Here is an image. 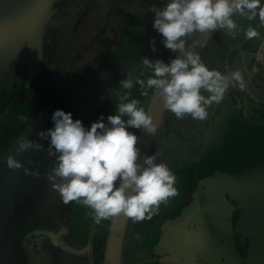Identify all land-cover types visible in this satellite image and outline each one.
I'll return each instance as SVG.
<instances>
[{
    "label": "crops",
    "instance_id": "obj_1",
    "mask_svg": "<svg viewBox=\"0 0 264 264\" xmlns=\"http://www.w3.org/2000/svg\"><path fill=\"white\" fill-rule=\"evenodd\" d=\"M43 1L39 2L43 3ZM69 1L65 0V7L59 9L55 1L52 10L56 12H54L55 16L59 17V14L66 9L64 11L66 15L68 14L66 18L71 16V19H68L72 22H68L67 29L71 28V30H66L65 35L60 37L57 32L61 27L54 25L49 27L47 24L37 59L33 52L32 34L28 33L29 41L26 42L28 41L27 46H30V49L25 45L27 51L23 49V55L18 52L16 58L20 76L18 79L24 77L26 68L35 74L38 70L41 72L39 60L48 61H45L44 65L46 73L51 74L52 77L56 78L62 73L69 76L68 64L63 68L62 65L57 66V61L62 58L69 61L71 54L77 55L89 44L87 55L82 57L81 52L78 59L77 72L83 77L81 86L75 90V93L79 90L81 95L75 98L76 104L73 106L78 109L81 107L82 114L77 118L84 123L89 121L92 124L102 114L106 121L105 110L110 109V114H114L117 103L127 91L118 86L117 79L120 83L122 79L129 78L127 74L130 69L137 67L133 60L138 58L137 54L141 50L143 52L146 49L152 50L153 38L144 30L138 29L139 24L147 23V17H144L143 12L149 10L150 18L154 19L155 12L152 9L163 7L166 0H132L130 9L125 7L117 9L118 12L121 9L119 18L110 30L104 29L107 23L105 20L96 23L100 5L95 4V0H90L93 4L85 0L82 4L85 6L82 8V5L73 7L77 0L73 3ZM10 5L7 0H0V9L5 8V12H8L2 14L0 22H6L5 19H8L15 25H24L23 27L31 31V24L28 23L26 26V23L32 22L33 18H24L30 11L29 1L27 3L26 0H19L11 5V9ZM92 6H95V10H91ZM77 8H81L85 13L79 18L73 16ZM131 19L134 23H130ZM235 19L241 30L235 35L229 34L224 29L216 30L200 55L210 68L224 73L241 69L246 88L242 90L236 86L231 87L220 103H213L209 108V115L205 120L193 119L190 115L178 119L173 113L166 111L165 118L169 120L168 129L170 128L171 131L165 128L161 133L164 141L160 148L161 156L164 158L163 162H167L177 175L178 187L183 186L186 178L192 181L191 201L185 204L187 205L185 211L193 219L192 228L195 229L196 226L195 232L187 238L183 237L181 247L178 245L181 255L176 264H264V25H261L258 16L253 20L241 16ZM128 23H130L128 28H136L138 34L121 33V27H126ZM250 26L256 27L260 36L247 38L244 30ZM151 28L156 30L153 25ZM48 30L50 40L47 42ZM18 31L13 32L18 39L27 32V30ZM71 32L74 36L70 37ZM80 33L82 34L79 37ZM158 36L161 38L162 34ZM1 41L5 43L4 46H0V50L9 47V38H1ZM98 43L101 44L99 48L92 46ZM129 43L140 45L134 50V57L129 55L131 53ZM60 45L65 48L55 56L53 52L57 53ZM28 50L34 56L30 64H26L25 61ZM65 51L66 53L63 54ZM164 52L169 53V49ZM256 52L260 55L257 56ZM52 58L55 59L54 63ZM0 60H5L1 51ZM93 84H98L95 90L99 93V97L87 99L86 95L91 94ZM102 88L105 89L104 93L101 91ZM1 90L4 91L2 88ZM4 92L0 96L1 101L10 97V88ZM10 103L8 102V108ZM79 113L78 111L77 114ZM93 113L95 116L87 119ZM3 119L0 114V120ZM30 121L24 123L19 132H23ZM49 122L47 119L44 125ZM134 130L137 132L136 128ZM8 136L0 137L2 143L8 139ZM8 154L9 152H6V156ZM191 161L193 168L189 169L190 165L187 166L186 163ZM84 216L86 218L75 221L76 228L69 224L67 219L64 222L54 219L52 225L48 224V231L45 233L44 245L49 248L46 250V248L33 247L30 254L23 253L21 258L23 263L30 264L29 261H34L33 264H103L106 244L104 224L98 229L93 218L85 214ZM173 247L170 241L167 247L164 246V257L169 254L170 249H174ZM164 257L162 264H167ZM5 263L6 261L3 260L2 264Z\"/></svg>",
    "mask_w": 264,
    "mask_h": 264
},
{
    "label": "clouds",
    "instance_id": "obj_2",
    "mask_svg": "<svg viewBox=\"0 0 264 264\" xmlns=\"http://www.w3.org/2000/svg\"><path fill=\"white\" fill-rule=\"evenodd\" d=\"M153 27L163 36V44L179 55L165 62L162 58L141 57L147 79L124 78L120 87L126 91L114 114L105 121L103 114L86 127L70 111L56 109L51 117L54 126L38 132L48 141V151L55 164L46 174L52 189L67 204L82 203L93 210L96 224L115 221L121 214L133 222L151 220L161 204L179 195L178 177L167 162H157L158 153L143 155L139 136L131 128L155 135L158 129L153 115L131 98L135 84L148 95L154 89L167 111L178 119L190 115L205 120L213 103H220L231 87L246 88L241 69L224 73L210 68L196 47L206 41L189 38L195 33H212L224 29L235 35L241 30L235 17L253 20L257 16L264 25V0H166L163 7L153 8ZM247 38L260 36L256 27L244 30ZM156 50L155 41L151 43ZM204 93H207L205 95ZM103 98V97H102ZM38 141L20 142L21 151L40 148ZM9 168L24 167L15 156L6 158ZM27 172L28 169H25Z\"/></svg>",
    "mask_w": 264,
    "mask_h": 264
},
{
    "label": "rangeland",
    "instance_id": "obj_3",
    "mask_svg": "<svg viewBox=\"0 0 264 264\" xmlns=\"http://www.w3.org/2000/svg\"><path fill=\"white\" fill-rule=\"evenodd\" d=\"M18 1L19 0H10L9 2L11 4V2L17 3ZM77 1L76 5L73 6L74 8L78 7L81 2V0ZM117 1L95 0V4L97 3L100 5L99 9H96V23L100 22L99 20H105L107 22L104 28L105 30H110V27L118 20V14L121 9H119V12L117 9L120 7L122 9L128 7L127 1ZM89 3L93 4L90 0ZM84 6L85 5H82L81 8ZM11 7L10 5V9ZM81 8H77L73 16L75 15L76 18H79L84 13L81 11ZM65 10L59 14V17H61L60 20H68V22H71V16L68 17L70 19L66 18L68 14L66 15V12H64ZM91 10H95V6H92ZM133 10H135L134 7ZM143 15L147 17V23L139 24L142 27L136 25L139 27V30L142 29L150 35L157 44L155 51L146 49V51L143 52L141 50V52L137 54L138 58L133 60V63L137 67L131 68L130 71L128 70L129 72L127 75L134 81L137 79L146 80L147 77L151 75L150 72L145 70L141 57L147 56L151 59L162 58L165 62H169L170 58H173L175 55L170 49L169 53L164 52L168 48L163 44V36L159 38L160 36L158 35H160V33L158 30H152L151 28L154 22V19L150 18L151 12L146 9ZM68 22L58 26L61 27L58 28V36L62 37L65 35L66 30H71V28L67 29ZM130 23H134V21L131 19ZM130 23L124 28L121 27V33H124V35L133 33L138 34L136 33V31H138L136 28H128ZM125 29H130L131 31H126ZM28 33L32 34V32L27 30V32L22 34L18 39L16 34L12 31L11 37L9 38V47L6 46L0 50L5 59L4 61L0 60V89L2 88L4 91H7V88H10V97L4 99V101H1L0 98L2 103L0 105V114L4 117L3 121L0 120V137L9 135L8 139L3 143V140L0 138V264H2L3 260L6 261L5 264H24L21 259L23 253L30 254L33 247H39L40 249L46 248L47 250L49 246L44 245L46 241L45 233L48 231V224L52 225V222L54 223V219L56 218L63 222L67 219V222L74 225L75 228L76 220L86 218L84 214L93 218V210L91 208L74 201L65 204L60 196L52 189L51 182L47 179L46 174L54 166L56 162L55 156L49 154L48 141L37 136L39 131L54 126L51 117L56 109H64L65 111L72 112V114L75 110L76 114H73L74 119L82 114L81 107L78 109V107L74 108L75 106H73V104H76L75 98L81 95L79 90H77V93H75V90L79 89L81 86V78L83 77L77 72L78 59L81 52L83 55L82 57L87 55V49L90 45L88 44L85 49L77 55L71 54L69 56V61L63 58L57 61V66L62 65L63 68L68 64L69 76H65L64 73H62L56 78L55 76L52 77L51 74L46 73L44 64L47 60H42V62L39 60L38 64L40 65L41 72L38 70L36 72L37 74H35L33 71L26 68L24 77L21 76V79H18L20 76L16 58L18 57V52L23 55V49L25 51H27V48L30 49V46H27L29 41ZM81 34L82 33L79 34V37ZM71 35L74 36L72 32L70 33V37ZM46 36L48 42L50 36H48V33ZM26 40L28 41L26 42ZM4 43L5 42L1 41L0 46ZM92 46L99 48L101 44H92ZM128 46L131 49L129 55L134 57V50L138 49L140 45L137 46V44L129 43ZM64 48L65 46L60 45L58 52L53 53L55 56H58L57 54ZM52 49L56 50L55 47H52ZM65 53L66 51L63 54ZM25 59L26 64H30L34 60V56L30 54V50H28V55ZM54 62L55 59L52 58V63ZM17 80H21V82L18 83ZM116 83L120 86L118 79ZM115 86H117V84ZM97 87L98 84L91 85V94H85L87 99L93 98L94 96L97 98L99 97V93L95 90ZM4 91H0V96L3 95ZM101 91L104 93L105 89L102 88ZM130 91L131 96L129 99L133 97L139 99L141 102L139 106L146 109L154 89H148V95H143V89H141L140 85L135 84ZM114 96H116L115 93ZM80 101L81 100H79L78 103H80ZM8 102H11L9 108L7 107ZM109 110L110 109L105 110L104 115L107 113L106 116H108L110 114ZM78 111L80 112L79 114H77ZM41 116L44 117V119L47 117L50 122L45 125L43 124L39 131H35L34 128L28 129V127H26L23 132H19L24 123L27 124L32 118ZM94 116V113L90 114L87 119L93 118ZM165 116L158 130L159 135L157 136V141L152 151V154L158 153V163L164 160L161 156L160 148L164 144L161 133L165 128L167 130L169 126V120L165 118ZM83 124L86 127L91 126L89 121L83 122ZM168 130L169 132L171 131L170 128ZM130 131L135 132L134 128H131ZM138 131L137 129V135ZM30 138H33V141H38L42 147L31 148L27 151L19 150L20 142ZM6 152H9L7 156ZM10 154L21 161L24 167L18 169L9 168L6 163V158ZM22 155L25 157H21ZM186 164L187 166L190 165L189 169L193 168L192 161ZM25 169H28V171L26 172ZM183 187L185 189H183ZM178 189L179 195L170 198L167 204H161L159 213L154 215L151 220L145 219L143 221L133 222L130 218L125 241L123 264H162L164 257L162 241L166 231H168L167 233L170 234L172 239L173 236L177 237V239H175L178 240L179 246L182 243L183 237L187 238L191 233L196 231V226L195 229H193L191 225L193 219L189 216V213L185 211V207L187 208L185 204L190 200V192L193 191L192 181L186 178L183 186L178 187ZM52 216H54L53 219ZM110 221L111 219H107L99 224L95 223V226L98 225V229L102 228L104 224V238H107ZM33 233L35 235H32ZM29 262L33 264L34 261Z\"/></svg>",
    "mask_w": 264,
    "mask_h": 264
},
{
    "label": "water",
    "instance_id": "obj_4",
    "mask_svg": "<svg viewBox=\"0 0 264 264\" xmlns=\"http://www.w3.org/2000/svg\"><path fill=\"white\" fill-rule=\"evenodd\" d=\"M10 0H7L9 2ZM30 11L27 13V16L24 18H33V21H28L26 23V26L28 23L31 24V31L32 32V46H33V52L35 59H37L38 55L41 52L42 43H43V37L46 31L47 24L51 22L52 15L55 11L52 10V6L56 0H44L43 3L39 2L38 0H26L28 3ZM13 3L11 2V5ZM18 7V6H17ZM16 7V8H17ZM7 14L8 12H5V8L0 9V18L2 17V14ZM6 22H0V38H10L12 31L17 32L18 30H28V28L23 27L24 25L18 24L15 25L13 22L9 21L8 19H5ZM5 23V24H4ZM20 27V28H19ZM19 28V29H18ZM13 29V30H12ZM15 30V31H14ZM18 31V32H19ZM21 31V32H22ZM215 31L212 33H195L192 37L189 38V43L192 42V40L197 41H206L204 46L208 43V41L211 39ZM203 46V47H204ZM203 47H196V51L199 53L203 49ZM179 55L178 52L175 53L174 57ZM146 110L150 111V113L153 115L156 123L158 124V129L155 135H150L146 133L143 129H139L138 136V146L142 150V156L143 155H150L158 130L160 128V125L163 121V118L166 114V109L163 106V101L159 97L158 93L154 92L151 95V98L149 100V103L147 105ZM47 120V117L44 119V117H35L32 118L30 121L28 129L34 128L35 131H39V129L42 127L44 122ZM25 130V129H24ZM23 130V131H24ZM34 131V130H33ZM31 140L33 138H30ZM130 218L124 216L121 214L118 218L113 221L111 219L109 230L106 238V244H105V253H104V260L103 264H123V256H124V249H125V241H126V235L128 231ZM165 232V235L163 237L162 241V247L164 249V246L166 247L168 245V242L170 241V245H174V249H170L169 255L166 256L167 264H176L179 256L181 255V251H179L178 247V240L177 237L173 236V239L171 238L170 234ZM176 238V239H175Z\"/></svg>",
    "mask_w": 264,
    "mask_h": 264
},
{
    "label": "flooded vegetation",
    "instance_id": "obj_5",
    "mask_svg": "<svg viewBox=\"0 0 264 264\" xmlns=\"http://www.w3.org/2000/svg\"><path fill=\"white\" fill-rule=\"evenodd\" d=\"M65 0H56V2H57V4H56V7H57V9H59V8H61V7H65V2H64ZM125 2L127 1V3H128V7H126L127 9H130V3L132 2V0H124ZM70 3H73V2H75V0H70L69 1ZM85 2V0H81V2H80V4L78 5V6H80V5H82L83 3ZM119 3V2H118ZM56 13V12H55ZM53 14L52 15V20H51V22H49V26H52V25H54V26H61V24L63 25L64 23H67L68 22V20H60V18L61 17H56L55 15L56 14ZM50 31L48 30V32L47 33H49ZM167 255H169V254H167ZM166 255V256H167ZM165 256V257H166ZM164 257V258H165ZM166 260V259H165ZM167 261V260H166Z\"/></svg>",
    "mask_w": 264,
    "mask_h": 264
},
{
    "label": "built area",
    "instance_id": "obj_6",
    "mask_svg": "<svg viewBox=\"0 0 264 264\" xmlns=\"http://www.w3.org/2000/svg\"><path fill=\"white\" fill-rule=\"evenodd\" d=\"M256 55L259 56L260 54L258 52H256Z\"/></svg>",
    "mask_w": 264,
    "mask_h": 264
},
{
    "label": "bare ground",
    "instance_id": "obj_7",
    "mask_svg": "<svg viewBox=\"0 0 264 264\" xmlns=\"http://www.w3.org/2000/svg\"><path fill=\"white\" fill-rule=\"evenodd\" d=\"M0 40H1V38H0Z\"/></svg>",
    "mask_w": 264,
    "mask_h": 264
},
{
    "label": "trees",
    "instance_id": "obj_8",
    "mask_svg": "<svg viewBox=\"0 0 264 264\" xmlns=\"http://www.w3.org/2000/svg\"><path fill=\"white\" fill-rule=\"evenodd\" d=\"M24 158V157H23Z\"/></svg>",
    "mask_w": 264,
    "mask_h": 264
}]
</instances>
